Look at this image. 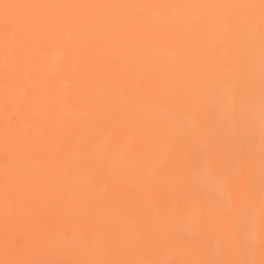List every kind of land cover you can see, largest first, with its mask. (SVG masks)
<instances>
[{
    "label": "bare ground",
    "instance_id": "obj_1",
    "mask_svg": "<svg viewBox=\"0 0 264 264\" xmlns=\"http://www.w3.org/2000/svg\"><path fill=\"white\" fill-rule=\"evenodd\" d=\"M17 4H217L259 0H0ZM9 33L0 10V264L180 260L203 264L207 247L237 260L249 141L224 122L214 81L249 87L250 48L236 12L198 8L29 9ZM180 19H177V16ZM73 22L84 30L74 39ZM256 48L258 50V39ZM71 60H68V57ZM20 65L19 69L17 65ZM59 73V75H58ZM9 102L5 106L6 90ZM27 93L25 104L21 93ZM7 110L8 116H5ZM11 147L5 146V133ZM106 142L128 145L109 156ZM257 158L259 139H256ZM205 154L213 156L205 168ZM13 195L5 199V170ZM171 168V172H161ZM230 170L235 210L216 212ZM257 185L259 172L257 169ZM184 209L173 242L153 234L165 207ZM210 216L206 223L194 212ZM102 236L107 251L77 240ZM136 243L124 247L125 240ZM261 260L259 250L254 257Z\"/></svg>",
    "mask_w": 264,
    "mask_h": 264
},
{
    "label": "snow or ice",
    "instance_id": "obj_2",
    "mask_svg": "<svg viewBox=\"0 0 264 264\" xmlns=\"http://www.w3.org/2000/svg\"><path fill=\"white\" fill-rule=\"evenodd\" d=\"M71 9V10H91L97 8L120 9V8H139L143 9L146 16L150 18V14L154 9H176L182 11L185 9L198 8L203 10H217L219 12H236L234 24L243 34L250 48L249 53V87L246 95L237 97L234 83L227 79L215 80L211 89L215 101L216 110L220 118L235 126V131H243V134L249 141V154L247 163L250 168L247 190L239 207L245 212L244 222L240 229L239 243L235 249L239 259L229 260L217 258L223 253L214 249L209 245L207 247V255L209 259L203 264H257L254 259L257 250H259L261 260L258 264H264V0L259 3H217V4H135V5H95V4H17L2 3L0 10L3 12L5 21V64L4 69L7 73L8 55L7 48L9 44V33H14L16 27L21 24V18L15 14L17 10L29 9ZM180 19V16H177ZM74 39L84 30V25L73 22ZM258 39V50L256 48ZM71 60V57H68ZM20 65H17L19 69ZM59 75V73H58ZM13 90H6L5 106L9 102L8 93ZM23 102L30 103L28 94L22 92ZM5 116H8L7 110ZM259 139L258 158L256 139ZM5 146L11 147V137L5 133ZM128 145L106 142L102 145L104 153L110 157H124L129 151ZM203 166L211 169L213 166V156L205 154L202 159ZM257 169L259 172V184L257 185ZM161 172H168L171 175V168H161ZM232 174L230 170H225L218 179V186L225 193L224 198L219 202L216 212L227 210H235L237 205L231 195ZM13 190L8 181V170H5V199L6 202L11 199ZM184 209L177 206L165 207L159 216L155 218L153 224V234L155 238L162 244L167 245L173 242V222L180 219ZM193 219L199 223H206L210 216L207 212L197 211L193 214ZM80 240L90 250H98L101 254L107 251L106 243L102 236H98L90 241H83L79 237H67L65 243L71 246L74 242ZM135 239L125 240L124 247H130L136 243ZM87 264H188L186 261L180 260H162L154 261L142 259L138 261H125L116 259H93Z\"/></svg>",
    "mask_w": 264,
    "mask_h": 264
}]
</instances>
